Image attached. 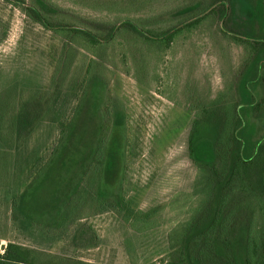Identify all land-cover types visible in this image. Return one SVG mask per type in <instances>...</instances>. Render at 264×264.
Listing matches in <instances>:
<instances>
[{"label":"rangeland","instance_id":"374dc122","mask_svg":"<svg viewBox=\"0 0 264 264\" xmlns=\"http://www.w3.org/2000/svg\"><path fill=\"white\" fill-rule=\"evenodd\" d=\"M47 1L55 9V19L92 31L124 18L161 31L184 18L182 9L193 7L195 14L219 2L232 7L231 17L224 18L227 30L264 38V20L257 9L260 0H117L119 5L115 0ZM221 14L217 8L197 28L175 37L167 49L149 48L126 34L98 52L101 58L87 52L93 50L89 44L85 51L72 40L66 57L64 38L30 20L15 4L0 0V93L12 88L7 103L15 109L34 89L50 92L61 54L64 61L69 57L62 76L56 75L54 91L59 93L53 104L65 123L80 98L89 60L94 59L92 72L106 84L97 123L110 126L102 114L115 105L124 117V129L118 126L108 134L103 182L111 199L122 197L131 209L128 221L123 213L106 212L83 219L53 238L22 227L11 209L14 194L33 181L38 172L34 166L49 156L57 140L56 128L44 122L23 141L20 151L6 153V172L0 171V236L6 238L1 247L12 242L91 264H160L166 258L169 233L188 218L197 202L193 184L198 169L187 149L191 121L199 105L237 81L246 60L244 47L221 30L225 28L219 23ZM34 148L38 153L30 152ZM68 172L65 186L71 187L84 170ZM66 195L53 205L58 208L47 210L44 219L56 217Z\"/></svg>","mask_w":264,"mask_h":264},{"label":"trees","instance_id":"16d2710c","mask_svg":"<svg viewBox=\"0 0 264 264\" xmlns=\"http://www.w3.org/2000/svg\"><path fill=\"white\" fill-rule=\"evenodd\" d=\"M5 1L18 6L45 30L64 38L66 57L69 43L74 40L85 51L89 49L85 44H89L93 50L87 52L93 58H101L107 47L126 34L151 45L149 48L167 49L175 37L191 32L220 8L219 23L225 27L221 30L244 47L246 60L237 81L199 105L191 121L187 149L198 169L193 184L197 202L188 218L169 233V251L160 264H264V38H249L238 30H227L225 20L231 17L232 7L217 5L219 2L195 14L193 7L184 8L180 11L184 18L161 31L145 28L132 18L102 23L100 29L92 31L55 19V9L47 0L30 4L24 0ZM115 4L119 5L117 0ZM257 6L264 20V0ZM68 61L69 57L64 61L61 54L51 77L50 92L34 89L15 109L7 103L13 96L12 88L0 93V171L6 172V153L20 151L23 141L37 127L47 122L56 128L57 140L49 156L37 162L35 178L22 192L14 194L11 204L22 227L35 230L41 237L60 236L79 221L106 212L123 213L124 221L131 218L130 205L122 197L111 199L103 182L108 134L118 126L124 129L123 112L115 105L102 114L111 125L97 123L106 84L92 72L95 60L90 59L77 105L67 122L60 121L61 111L53 106L59 90H54L56 75L62 76ZM36 151L34 148L30 152ZM73 168L84 172L76 185L65 186L68 171ZM63 193L68 195L61 201L56 217L44 219ZM78 235L79 230L75 236ZM0 264L91 263L8 242L0 252Z\"/></svg>","mask_w":264,"mask_h":264},{"label":"crops","instance_id":"0c3cea01","mask_svg":"<svg viewBox=\"0 0 264 264\" xmlns=\"http://www.w3.org/2000/svg\"><path fill=\"white\" fill-rule=\"evenodd\" d=\"M0 183H1V181H0ZM1 187H3V186H1ZM0 187V188H1ZM0 206H1V203H0ZM1 208V207H0ZM5 221H3V223H4ZM1 228V227H0ZM6 240V238L5 237H2V236H0V244L3 242V241H5ZM3 244V243H2ZM7 244V243H6ZM5 244V245H6ZM5 245H3V247L5 246ZM3 247H1V245H0V250L3 248Z\"/></svg>","mask_w":264,"mask_h":264}]
</instances>
